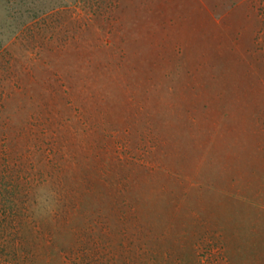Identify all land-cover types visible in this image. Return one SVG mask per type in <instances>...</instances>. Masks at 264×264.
<instances>
[{
	"label": "rangeland",
	"instance_id": "rangeland-1",
	"mask_svg": "<svg viewBox=\"0 0 264 264\" xmlns=\"http://www.w3.org/2000/svg\"><path fill=\"white\" fill-rule=\"evenodd\" d=\"M0 264H264V0H0Z\"/></svg>",
	"mask_w": 264,
	"mask_h": 264
}]
</instances>
